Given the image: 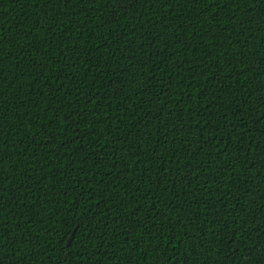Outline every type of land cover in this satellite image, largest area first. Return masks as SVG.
I'll return each mask as SVG.
<instances>
[{
    "label": "trees",
    "instance_id": "trees-1",
    "mask_svg": "<svg viewBox=\"0 0 264 264\" xmlns=\"http://www.w3.org/2000/svg\"><path fill=\"white\" fill-rule=\"evenodd\" d=\"M203 7L0 0V157L16 168L0 223L21 241L14 259L107 264L114 244L136 264L162 227L189 264L205 239L220 264L236 248L264 256V0Z\"/></svg>",
    "mask_w": 264,
    "mask_h": 264
},
{
    "label": "snow or ice",
    "instance_id": "snow-or-ice-1",
    "mask_svg": "<svg viewBox=\"0 0 264 264\" xmlns=\"http://www.w3.org/2000/svg\"><path fill=\"white\" fill-rule=\"evenodd\" d=\"M63 2L67 5H71L73 0H63ZM76 2L81 4L88 3L92 5L99 3L102 6H107L109 3H111L113 7H115V5L118 3H125V0H76ZM153 2H157V0H153ZM158 2L162 3V5L165 7H168L170 4L177 3L178 0H158ZM189 2L194 5L203 3L204 7L201 9V11H207L213 17H215L220 15L221 10L224 9L226 5L233 8H238L240 4L244 3V0H189ZM3 43V31L0 29V52H2ZM0 59L3 58L0 57ZM3 75L4 69L2 66H0V77H3ZM189 86L191 85L189 84ZM260 100L264 101V97H261ZM85 103H91V100L85 101ZM201 103H203V101H201ZM205 107L207 106L205 105ZM224 119H228L227 115L224 116ZM182 130L183 129H181V131ZM217 131H219V129H217ZM219 143H223V141L220 140ZM223 150L224 149H221V151ZM15 171L16 168L13 167L11 175L7 173L3 166V158L0 157V193L5 191V185H8L9 180L14 177ZM189 187H191V185H189ZM137 191H139V189H137ZM143 198L148 199V194L146 193ZM260 198L264 199V193H261ZM10 202L11 198L9 202H3V196L0 195V212H2L5 207H8ZM240 203V199L237 198L236 205L234 207L239 206ZM169 206L170 205L168 204H164V207ZM150 207L153 208L154 214H159V210H156L154 205H151ZM219 219L222 220L224 217L221 216ZM211 223L214 226L217 221L214 220ZM153 227H155V225H153ZM242 231L243 225L238 224L235 232ZM160 233L161 235L159 242L154 248H151L152 255L147 256L145 254H141V258L137 259L136 264H147L148 259L152 260V264H189L188 258L178 252L180 246L179 243H177L179 233L172 232L170 228L168 232H165L163 227L160 229ZM223 235V231L220 228H217L215 236L223 237ZM230 238L231 237H229V239ZM213 242L214 240L205 239L204 242L198 245L197 249H194L189 253V256L193 258L192 264H220V261L216 257L222 254V248L217 249L215 252H213L210 247L206 252L201 251L205 248L206 244L211 245ZM18 243H21V241H19L17 238H14L10 230H4L2 223H0V264H21L19 259H14V257H17L18 255V248L16 247ZM151 243L152 241L149 242L150 246ZM108 247L114 248L115 251H113L111 255H109L108 252L102 253L107 264H132L131 260L125 261L124 255L127 252L133 251L134 249H126L125 247L116 248L114 244L108 245ZM54 250L55 249L53 248V251ZM253 251L254 249H249L246 252L239 248L233 249L230 253V255L233 256L231 264H253L252 260L247 259V257L252 256ZM237 252H239L240 255H236ZM48 259H51L50 255L48 256ZM262 260H264V256L255 259V264H261ZM41 264H44V262L42 261Z\"/></svg>",
    "mask_w": 264,
    "mask_h": 264
},
{
    "label": "water",
    "instance_id": "water-1",
    "mask_svg": "<svg viewBox=\"0 0 264 264\" xmlns=\"http://www.w3.org/2000/svg\"><path fill=\"white\" fill-rule=\"evenodd\" d=\"M73 234H74V231H73L72 234L70 235L69 240H68V243H70V241H71V239H72V237H73Z\"/></svg>",
    "mask_w": 264,
    "mask_h": 264
}]
</instances>
